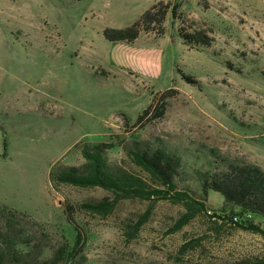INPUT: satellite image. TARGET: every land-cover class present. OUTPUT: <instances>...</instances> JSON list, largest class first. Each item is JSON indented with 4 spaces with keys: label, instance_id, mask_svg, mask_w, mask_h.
I'll return each instance as SVG.
<instances>
[{
    "label": "rangeland",
    "instance_id": "obj_1",
    "mask_svg": "<svg viewBox=\"0 0 264 264\" xmlns=\"http://www.w3.org/2000/svg\"><path fill=\"white\" fill-rule=\"evenodd\" d=\"M159 1L0 0V205L18 212L42 258L72 248L79 230L83 264H264V234L240 225L264 230V217L242 215L200 181L211 148L264 168V0H163L171 41L161 74L102 69L118 52L105 28L130 26ZM181 26L205 30L212 44H184ZM133 140L179 153L178 190L207 210L188 217L184 203L135 197L98 213L82 204L111 191L53 187L52 167L83 163L84 142L111 144L112 165L160 186L130 156ZM235 213L242 223L219 217Z\"/></svg>",
    "mask_w": 264,
    "mask_h": 264
},
{
    "label": "trees",
    "instance_id": "obj_2",
    "mask_svg": "<svg viewBox=\"0 0 264 264\" xmlns=\"http://www.w3.org/2000/svg\"><path fill=\"white\" fill-rule=\"evenodd\" d=\"M178 5L172 8L174 18H179ZM171 5L163 0L147 9L141 18L125 28L107 27L104 36L113 42H134L143 31L155 30L158 35L166 31V17ZM195 24V22H193ZM184 44L210 46L213 37L198 27L181 26L178 29ZM188 82H195L193 76L182 74ZM152 105L138 117L140 121L151 112ZM165 105L161 103L157 110L164 113ZM84 162L79 165L55 164L50 171V181L54 188L64 184L80 187L99 186L111 191L112 196L96 202L83 203L82 206L98 213H106L116 203L127 198L149 200L170 199L184 203L189 210L188 217L194 213L206 211V204L196 199L189 191L178 190L176 176L180 175L183 159L179 153L164 146H154L151 142L133 140L128 149L133 161L160 185L154 186L143 177L132 173L119 165H112L108 160V150L112 147L106 142L80 143ZM210 167L201 172V183L204 192L209 190L222 194L225 201L242 209L241 214H258L264 217V168L238 158H229L211 148ZM240 213L229 216L219 214L232 220V216L241 217ZM18 212L6 205H0V264H83L76 257V250L82 234L77 230V238L72 248L61 245L55 248L51 256L42 258V251L34 244L35 236L24 226H19ZM245 229L264 234V230L252 221L248 225L240 224ZM83 259V256L81 257Z\"/></svg>",
    "mask_w": 264,
    "mask_h": 264
},
{
    "label": "crops",
    "instance_id": "obj_3",
    "mask_svg": "<svg viewBox=\"0 0 264 264\" xmlns=\"http://www.w3.org/2000/svg\"><path fill=\"white\" fill-rule=\"evenodd\" d=\"M170 41L166 32L161 36L142 33L132 43L118 41L117 54L106 59L105 66L101 68L109 74L117 70L132 73L136 78H139V72L146 71L160 75L164 70L165 52Z\"/></svg>",
    "mask_w": 264,
    "mask_h": 264
},
{
    "label": "built area",
    "instance_id": "obj_4",
    "mask_svg": "<svg viewBox=\"0 0 264 264\" xmlns=\"http://www.w3.org/2000/svg\"><path fill=\"white\" fill-rule=\"evenodd\" d=\"M209 213H212V211H209ZM221 218H223V219L225 218L226 219V217H221ZM227 220H230V219L227 218ZM240 220H241L240 216L234 215V216H232V220H230V222L238 223V222H240Z\"/></svg>",
    "mask_w": 264,
    "mask_h": 264
}]
</instances>
